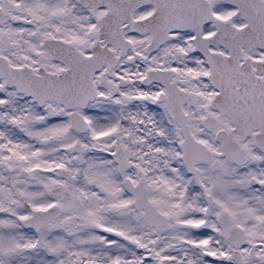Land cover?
I'll list each match as a JSON object with an SVG mask.
<instances>
[{
	"label": "snow or ice",
	"instance_id": "obj_1",
	"mask_svg": "<svg viewBox=\"0 0 264 264\" xmlns=\"http://www.w3.org/2000/svg\"><path fill=\"white\" fill-rule=\"evenodd\" d=\"M0 264H264V0H0Z\"/></svg>",
	"mask_w": 264,
	"mask_h": 264
}]
</instances>
